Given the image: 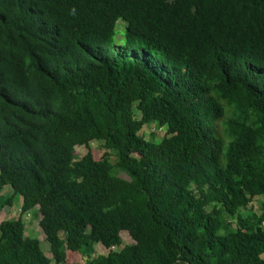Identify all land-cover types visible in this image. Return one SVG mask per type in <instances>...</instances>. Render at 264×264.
<instances>
[{
    "label": "trees",
    "instance_id": "16d2710c",
    "mask_svg": "<svg viewBox=\"0 0 264 264\" xmlns=\"http://www.w3.org/2000/svg\"><path fill=\"white\" fill-rule=\"evenodd\" d=\"M20 197L0 264H264V0H0V211Z\"/></svg>",
    "mask_w": 264,
    "mask_h": 264
},
{
    "label": "rangeland",
    "instance_id": "374dc122",
    "mask_svg": "<svg viewBox=\"0 0 264 264\" xmlns=\"http://www.w3.org/2000/svg\"><path fill=\"white\" fill-rule=\"evenodd\" d=\"M119 25V27H118ZM125 23L124 22H118L116 26V36H115V42H114V47L117 45H123L124 39H125V30H124ZM124 30V31H122ZM121 33V34H120ZM121 37V38H120ZM122 43V44H121ZM137 117H139V113H136ZM167 128L163 127L161 129H158L155 124L147 125L145 126L141 133L146 139H151L154 137L156 140H162V138L166 135ZM75 153L77 154L78 157H81L88 153V149L84 146H77L75 148ZM91 151L94 155V158L97 160H100L103 158V156L107 153L110 152L111 155V161L115 162L116 156L114 155V152H111L110 150H107L104 147L103 142L101 141H94L91 143ZM122 177H125L123 173L119 174ZM9 188L6 189L5 194L9 193ZM261 202H263V199L261 197H256L246 208L241 209V214L243 215H248L250 213H260V205ZM21 203V197L18 198L13 204V206H6L2 211H0V223L4 220L8 219H16L20 215V204ZM1 204V201H0ZM24 222L26 225V230H25V235L31 236V237H37L40 240L41 247L43 252L48 256H52L51 250H50V245L49 242L46 240L45 234L42 230V228L39 225V216L37 215L36 211L33 210L29 213H27L24 216ZM122 237V242L123 245H132L135 243V241L132 239V237L129 235L128 232L123 231L121 233ZM97 250L95 251L96 255L102 254L106 255L108 254L109 250L108 248H105L101 245L96 247ZM117 249V248H116ZM262 257L264 258V254H262ZM84 256L79 258V263L78 264H84ZM71 264L73 263V259H71ZM76 262V261H75Z\"/></svg>",
    "mask_w": 264,
    "mask_h": 264
},
{
    "label": "crops",
    "instance_id": "0c3cea01",
    "mask_svg": "<svg viewBox=\"0 0 264 264\" xmlns=\"http://www.w3.org/2000/svg\"><path fill=\"white\" fill-rule=\"evenodd\" d=\"M20 204H22V198H21V203H20ZM20 206H21V205H20ZM96 250H97V248H96ZM51 255H52V254H51ZM80 256L83 257V256L80 255V254H75V255H74V261H73L74 264H78V263H79V258H80ZM48 257L51 258V259L53 258L52 256H49V255H48ZM69 257H70V256H69ZM69 257H67V263H66V264H71V263H70V260H69V259H70ZM84 259H85V260H83V261H84V264H86L87 258L84 257ZM75 261H76V262H75ZM52 264H54V263H52Z\"/></svg>",
    "mask_w": 264,
    "mask_h": 264
}]
</instances>
